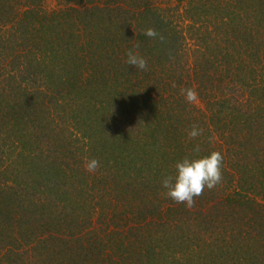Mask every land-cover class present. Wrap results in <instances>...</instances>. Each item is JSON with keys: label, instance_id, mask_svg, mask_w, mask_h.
<instances>
[{"label": "trees", "instance_id": "obj_1", "mask_svg": "<svg viewBox=\"0 0 264 264\" xmlns=\"http://www.w3.org/2000/svg\"><path fill=\"white\" fill-rule=\"evenodd\" d=\"M0 264H264V0H0Z\"/></svg>", "mask_w": 264, "mask_h": 264}, {"label": "clouds", "instance_id": "obj_2", "mask_svg": "<svg viewBox=\"0 0 264 264\" xmlns=\"http://www.w3.org/2000/svg\"><path fill=\"white\" fill-rule=\"evenodd\" d=\"M144 34L153 39L164 37L153 28H147ZM138 47V46H137ZM127 64L134 65L140 70H147L148 64L145 58L138 52L129 50L127 53ZM181 94L185 96L188 103H195L198 93L194 88L181 89ZM203 130L196 124L188 131L189 139H195L202 135ZM199 152V146L195 149ZM224 157L220 151L214 150L209 155L185 156L175 164L174 175L165 177L162 186L167 190L166 195L178 204H185L191 208L195 204V198L203 195L205 188L211 190L222 182V166ZM100 167V162L92 158L85 162V169L88 172H95Z\"/></svg>", "mask_w": 264, "mask_h": 264}]
</instances>
